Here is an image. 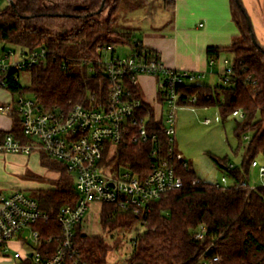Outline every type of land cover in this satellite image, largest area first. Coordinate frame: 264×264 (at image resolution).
Segmentation results:
<instances>
[{
	"label": "trees",
	"instance_id": "trees-1",
	"mask_svg": "<svg viewBox=\"0 0 264 264\" xmlns=\"http://www.w3.org/2000/svg\"><path fill=\"white\" fill-rule=\"evenodd\" d=\"M167 5H173L168 0ZM232 21L238 36L226 47L206 49L209 69L220 58L232 65L233 75L227 84L215 87L190 84L182 88V107H216L222 122L233 112L243 118L236 121L234 136L239 145L244 137L241 168L230 167L227 158L211 157L229 184L216 187L198 179L192 169L183 167V160L176 155L170 161L176 175L182 180L180 189L171 191L152 204L150 213L141 221L136 215L115 205H101L99 225L105 232L127 231L138 225L142 231L132 239L133 252L126 264H264V186L250 190L241 188L249 184L251 163L264 158V47L256 39L253 24L241 0H228ZM264 15V0H261ZM138 9L129 0H49L41 8L38 0H14L0 10V40L5 45L29 51L43 49L49 52L46 59L38 61L28 71L30 83L21 86L7 80V90L14 95L32 97L44 110L69 112L75 105L88 102L93 96L97 107L106 102L109 84L101 68L89 62L101 59L102 50L129 47L131 52H144L158 58L157 52L135 40L130 31H117L118 14L122 10ZM45 23L59 27V31L43 28ZM254 34V41L252 38ZM159 59V58H158ZM86 61V62H84ZM134 98H140L137 86L126 82ZM164 101V90L159 92ZM195 97L194 103H187ZM141 99V98H140ZM140 115L150 116L152 131H157V141L149 143L123 142L117 150V164L129 166L139 177L149 173L150 164L156 159L152 153L160 152L167 159L166 137L153 117L152 109L145 105ZM12 129L0 132V141L12 135L22 144L30 139L22 133L21 120L16 112ZM41 164L59 169L63 176L52 188L32 191L40 207L49 213V225L55 223L60 207L74 205L71 176L63 165L40 151ZM43 155V156H42ZM141 224V225H140ZM200 227L204 237L196 239ZM75 246L85 264H109V257L118 247L109 245L103 236H91L82 225L75 229ZM213 258H217L213 262Z\"/></svg>",
	"mask_w": 264,
	"mask_h": 264
},
{
	"label": "built area",
	"instance_id": "built-area-1",
	"mask_svg": "<svg viewBox=\"0 0 264 264\" xmlns=\"http://www.w3.org/2000/svg\"><path fill=\"white\" fill-rule=\"evenodd\" d=\"M113 48L103 49L101 59L89 62L97 64L109 84L107 100L97 107L93 96L84 104L75 105L69 112L44 110L30 96H19L9 104H0V113L16 112L21 120L23 135L31 144H22L12 135L0 141V154L30 155L41 151L50 159L63 165L72 178L74 205L59 208L55 223L49 225V213L38 201L22 190L15 189L8 195H0V264H85L75 246V229L82 225L89 205L110 204L128 211L143 220L152 209V204L167 193L180 189L182 180L176 175L171 160L175 156L177 113L182 107V88L199 84L205 73L167 68L156 57L144 52H131L125 57H112L104 61V54ZM49 52L38 49L5 45L0 40V88L7 89V80L19 83L21 71H28L38 61L46 59ZM86 62V61H84ZM227 68L218 75L222 84H227L233 75L232 65L224 60ZM140 76L160 78L165 93L162 103L163 116L155 120L166 137L167 159L159 157L150 164L149 173L139 177L129 166L117 164L115 155L125 141L149 143L157 141V131H152L150 116L140 98H134L126 88L127 80L137 86ZM195 97L187 103H194ZM234 117L243 118L239 111ZM209 120L204 124L208 125ZM248 140V137H244ZM187 164L183 163V167ZM260 177L264 167L256 161ZM223 185H227L225 177ZM241 188L255 186L241 183ZM143 223V221H141ZM141 225V224H140ZM200 227L196 239L204 237ZM15 241L18 249L9 244ZM218 259L213 258V262ZM205 264V263H203Z\"/></svg>",
	"mask_w": 264,
	"mask_h": 264
},
{
	"label": "rangeland",
	"instance_id": "rangeland-1",
	"mask_svg": "<svg viewBox=\"0 0 264 264\" xmlns=\"http://www.w3.org/2000/svg\"><path fill=\"white\" fill-rule=\"evenodd\" d=\"M14 0H0V10H4L10 2ZM168 0H129L136 2L138 9L130 12L122 10L118 14L117 31H130L135 40L142 41L153 30L168 32V26L172 20V7L167 5ZM251 22L254 25L256 39L264 47V24L260 16H255L256 7H259L260 0H241ZM41 8L49 4V0H38ZM161 22V23H159ZM43 28L58 32V26L51 23H45ZM157 28V29H155ZM15 48V46H12ZM130 54L129 47H116L114 57H125ZM112 53L108 51L104 54V61H109ZM227 68L223 63H217L215 67L210 68L200 84L215 87L222 85L220 78L222 69ZM30 83L29 71H21L19 84L23 87ZM0 88V100L11 98L15 102L20 95H14ZM27 97L28 95H24ZM209 120L208 125L204 124ZM232 115L226 122H222L219 110L216 107L195 108L181 107L177 113L176 134H175V152L179 159L184 160L188 167L192 169L198 179L209 184L223 185V171L216 167L211 157L231 161L234 167L241 168L244 147L247 145V139H243L241 146L234 136L236 121ZM38 152L26 155H10L0 161V170L10 182L11 189H19L31 196L32 191L47 190L52 188L56 180L63 174L59 169H51L43 166L41 155ZM43 156V155H42ZM258 162L264 165V158L257 157ZM251 185L258 187L264 186V178H258L257 174H250ZM229 184V181H228ZM101 206L98 204L89 205V211L86 214L82 227L86 234L91 236H103L105 241L112 245L115 241L119 242L118 247L109 257V264H126L130 258L133 247L132 239L137 237L142 229L136 225L127 231L105 232L99 225V215ZM12 249H18L15 241L9 244Z\"/></svg>",
	"mask_w": 264,
	"mask_h": 264
},
{
	"label": "crops",
	"instance_id": "crops-1",
	"mask_svg": "<svg viewBox=\"0 0 264 264\" xmlns=\"http://www.w3.org/2000/svg\"><path fill=\"white\" fill-rule=\"evenodd\" d=\"M258 4L259 7H256L255 16H260L264 24L261 0ZM171 7L173 12L171 23L168 26L169 31L153 30L152 34L149 33L144 37L141 41L142 44L157 52L159 60L167 68L183 69L205 73L206 75L210 70L206 49L208 47L229 46L238 36V29L231 18L228 0H173ZM224 60L222 57L218 63L224 64ZM137 87L144 104L152 109L154 119H160L163 113L158 94L160 91L163 92L162 80L154 76H140ZM3 90L8 91L7 89ZM13 102L11 98L0 100V104ZM13 121L14 118L11 114L0 113V132H9L13 127ZM35 152H38L37 155L39 156L40 151ZM10 155L0 154V161ZM12 155L19 156L17 154ZM255 161L259 166L264 167L257 159ZM228 163L230 167L235 165L231 161ZM251 173L257 174L258 178L260 177L257 168H251ZM262 178L264 176L260 177V179ZM248 183L252 184L250 180ZM10 185L0 170V195H8L15 190L11 189Z\"/></svg>",
	"mask_w": 264,
	"mask_h": 264
},
{
	"label": "water",
	"instance_id": "water-1",
	"mask_svg": "<svg viewBox=\"0 0 264 264\" xmlns=\"http://www.w3.org/2000/svg\"><path fill=\"white\" fill-rule=\"evenodd\" d=\"M11 3V2H10ZM252 38H253V41H254V34H252Z\"/></svg>",
	"mask_w": 264,
	"mask_h": 264
}]
</instances>
